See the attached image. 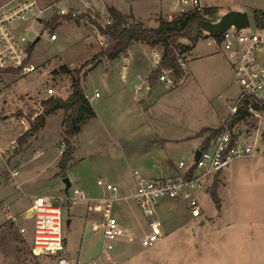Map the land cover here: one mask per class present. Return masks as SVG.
Wrapping results in <instances>:
<instances>
[{"label":"rangeland","instance_id":"1","mask_svg":"<svg viewBox=\"0 0 264 264\" xmlns=\"http://www.w3.org/2000/svg\"><path fill=\"white\" fill-rule=\"evenodd\" d=\"M146 2L162 13L173 11L168 0ZM204 4L219 10L211 20L217 19L227 9H243L252 20L251 11L254 8L264 9V0H206ZM53 9L38 13L35 8L26 20L20 21L25 36L32 43L31 61L40 69L27 81L18 74H0V122L5 120L8 125L3 130L0 128V140L5 142L0 147V264L54 263L57 256L35 255L31 250L30 202L40 194L63 196L73 187L89 195H99L102 189L96 184L97 178L119 186L117 176L111 172V165L126 168L121 155L122 150L130 145H124L121 139L120 124L123 120L128 122L127 116L135 118L139 114L135 120L131 119V125L124 122L123 128H132L136 120L144 121L140 110L145 108L151 114L153 124L161 123L167 130L176 125L177 129L181 127L180 132H186L187 127L191 129L199 122L215 121L216 114H227L225 101H232L239 93L234 75L223 67V54L217 47L206 43L203 32L194 43L192 53L178 54V62L184 63L188 70L180 83L166 86L157 80L155 91L148 98L142 94L147 84L142 79L143 92L135 90L137 101L132 100V94L121 90L108 98L110 88L117 90L122 86L119 73L116 68L105 72V66L98 64L102 59L91 62V58L106 47L99 43L103 35L92 21L96 19L103 24L104 19H97L93 11H85L83 13L87 12L88 16L79 20L61 19L54 23L50 15ZM142 12L145 14L146 9ZM155 19L152 20L156 24ZM149 20L145 25L152 27L154 23ZM51 32L55 33L56 39L49 38ZM36 37H39L37 41ZM178 41L190 44L185 37ZM150 51H144L143 66L138 69L143 78L148 75V69L152 68L151 74L155 68L152 56L156 53L160 57L161 48L156 46ZM61 62L71 69L72 75L56 71ZM73 67L78 70L77 73L72 71ZM181 68L184 72L182 65ZM73 76L78 77L88 94H94L95 88L100 93V97L92 101L99 118L85 119L80 131L70 138L72 161L64 172H60L57 162L64 147V112L57 109L47 114L46 118H50L45 121L43 99L47 98L46 89L49 87L55 93L48 97H68ZM12 92L17 93L19 100L11 97ZM7 94L11 98L7 99ZM15 105L25 113H16L13 110ZM22 115L31 118L40 116L42 125L17 151V138L29 127ZM21 119L26 124L25 129V124L19 121ZM261 119L264 120V113ZM102 121L105 130L100 125ZM259 121L257 116L248 115L231 126L248 138ZM118 136L120 139L117 140ZM138 138L136 143L142 141ZM176 154V161L179 156L187 164L193 160V152H189L188 148L181 152L179 148ZM14 169L18 173L13 179L10 171ZM160 172L156 162L146 165L147 176L163 175ZM64 178L70 183L67 188ZM213 190L217 191L218 203L210 195ZM195 197L203 213L199 218L190 215L186 201H160L158 216L165 235L148 247L139 244V238L148 231L147 221L136 204L129 200L131 211L125 204V210L116 211L126 239L114 242L110 261L100 256L102 236L90 228L86 205H64V253L72 264H264V151L233 159L208 178L203 187L195 191ZM5 210H9L15 219L6 218ZM200 218L205 221L203 226L199 224ZM67 219H71L68 225ZM20 227L25 228V233L19 231ZM127 238H132V241H127Z\"/></svg>","mask_w":264,"mask_h":264},{"label":"built area","instance_id":"2","mask_svg":"<svg viewBox=\"0 0 264 264\" xmlns=\"http://www.w3.org/2000/svg\"><path fill=\"white\" fill-rule=\"evenodd\" d=\"M204 1L206 0H176L178 13L189 9L202 12L206 7ZM35 8V0H7L0 4V69L16 71L24 81L40 69L31 61L29 48L32 43L29 42L24 34L25 29L20 25V21L26 20L28 14ZM41 12L39 10L38 13ZM83 12L80 8L55 4V13L61 16L75 18ZM170 18L171 15H168V19ZM104 23H110L108 15L104 16ZM204 36L208 45L217 47L223 54L239 87L236 97L232 101L225 102L228 116L221 131L206 148L198 149V157L196 159L193 157L190 164L179 161L178 167L182 171L174 175L145 177L135 170L134 186L128 193L123 194L116 184L97 178L96 184L102 189L99 195H89L73 187L70 192L60 197L48 194L34 196L28 207V216L30 214L32 217L31 250L35 255H54L57 258L53 264H72L63 249L62 206L79 203H84L87 212L97 216V219L91 222V229L102 236L100 256L104 260H112L116 240L126 239L120 219L116 216L117 207L122 202L132 200L146 219L148 231L139 238V244L142 247L151 246L164 235L158 216L160 201H186L190 215L199 218L202 210L195 197V191L202 188L208 178L233 159L253 156L264 151V120L261 119V114L264 113V23L256 25L250 17V24L246 28L236 29L231 25L222 33H218V36L206 32ZM49 38L54 40L55 33H50ZM99 43L107 45L104 35ZM153 58L157 64L159 55L153 53ZM180 65L185 70L184 63ZM62 66L61 62L60 69ZM183 73L179 78H175L170 69H163L157 80L166 86H174L181 82L186 71ZM136 90L141 91L142 86L138 85ZM95 95L97 96L98 93ZM5 96L7 99L12 97L19 100L17 93H13L11 97L9 94ZM242 101L248 115L260 118L254 133L248 138L226 122L232 119ZM13 110L16 113H25L18 105H15ZM19 121L23 122L22 119ZM6 122L5 120L0 122L2 130L8 126ZM4 145L5 142L0 140V147ZM17 173V169L10 171L13 179ZM5 215L8 219H15L9 210H5ZM19 231L25 233V228L20 227ZM127 241H132V238H127Z\"/></svg>","mask_w":264,"mask_h":264},{"label":"crops","instance_id":"3","mask_svg":"<svg viewBox=\"0 0 264 264\" xmlns=\"http://www.w3.org/2000/svg\"><path fill=\"white\" fill-rule=\"evenodd\" d=\"M6 1L7 0H0V4ZM35 1H36V9L38 12L39 10L43 12L50 8L51 9L54 8L52 13L50 14L52 18L56 14L55 4L56 5L61 4V6H66V7L80 8L84 12L93 11L94 13L98 14L100 17L106 16L108 7H115L123 14L132 13L134 17L139 19L144 25L148 23L147 21H150L149 19L152 20L155 17L157 19L159 16L166 18L168 17V15H173L178 12V5L176 4V0H168V4L171 5L173 11H169L167 13H162V11L154 7L153 4H148L146 0H35ZM144 8L146 9L145 14L142 12ZM218 11L219 10L217 9V12ZM156 25H157V20H156V24L154 23L152 27H155ZM150 49H153V47H149L147 44L140 41H132L129 45L128 51L125 54H121L114 59H102L101 62L98 63L105 66L104 68L105 72H108L109 70H113V68H116L115 70H117V72L119 73V78H120L119 80L120 82H122V86L120 88H117V90H112L111 88L108 90L109 92L108 98L111 97L112 93L115 94L119 90H121L124 91L125 93L128 92V94H132L133 95L132 100L137 101L135 98V90L138 85L142 86L141 83L142 79H145L147 84L144 87L145 92L142 93L143 92L142 90L141 93L148 98L152 96V94L155 91L154 87L157 83V80L153 85H150L148 82L149 72L152 68L148 69V75H145L144 78L141 77V75H139V71H138V69L142 68L143 66L144 51L145 50L150 51ZM193 50L194 49L191 48L188 52L192 53ZM223 59L225 61V65H223V67L225 69L228 68L227 70H230L232 72L224 56ZM184 67H185V71L188 72L185 65ZM137 81L140 82L137 83ZM195 83L197 82L195 81ZM82 87L84 89L83 85ZM146 87L148 88L146 89ZM84 92L87 98H89V102L95 111V116L92 119H98L99 112L96 106L92 103V101L95 99V97L99 98L100 93L96 90V88L94 89V94H88V92L85 91V89ZM95 93H98V95L96 96ZM123 99L120 100L122 101ZM140 112L143 115L144 121L137 122L138 120H136V122L132 124V128L130 129L123 128L122 125L130 123L131 119L135 120V118H137L139 115L137 114L136 115L137 117L135 118L134 117L130 118L129 116H127L126 119L128 122H125L126 120H123L122 123L120 124V128H122V132L120 134L122 135L121 139L124 141L125 143L124 145L127 144L130 145L128 148L122 150V155H121L123 157V161L125 162L126 168L116 167L115 164L111 165V172L115 176H117L118 182L120 183L118 184L119 185L118 187L120 188V191L123 194L128 193L134 186L133 172L135 170L145 177H157V176H147L146 165L149 163L156 162L158 164L159 171H161L160 173L163 174L160 176L174 175L182 171V169L178 167V162L185 161V159L182 158V156H179V158H177V161L175 160V155H177L176 154L177 150L180 148V152H181L185 148H188L189 152L190 151L193 152V157H194L195 151L199 149L203 138L206 136V133L201 134V130L205 128L218 127L221 123H223V121L227 118L228 115V113L223 116H219L218 114H216L215 121L210 120L209 122H199L197 125H194L193 128L191 129L187 127L186 132H180L179 130L181 129V127L177 129L176 125H174L172 128L167 130L166 128H163L161 123L153 124V121L150 117L151 114L148 113L145 110V108L141 109ZM49 118H46L45 121H48ZM100 125L104 130L106 129L103 121L100 122ZM129 125H131V123ZM123 131L125 132L124 134H122ZM136 137H139L138 139H141L142 141L136 143L137 140ZM116 139L118 140L120 139V137L118 136L116 137ZM188 142H191L192 144L191 143L188 144ZM183 144H186L185 145L186 147ZM133 161L134 163H131ZM124 204L125 206L127 205L128 209L131 211L130 204H128V201L120 203L116 211L121 212L122 210H125ZM88 215L90 217L89 219L91 225V222L95 221L97 219V216L91 213H88ZM199 224L203 226L205 224L204 219L200 218Z\"/></svg>","mask_w":264,"mask_h":264},{"label":"trees","instance_id":"4","mask_svg":"<svg viewBox=\"0 0 264 264\" xmlns=\"http://www.w3.org/2000/svg\"><path fill=\"white\" fill-rule=\"evenodd\" d=\"M251 13L253 23L256 25H263L264 9L254 8ZM216 14L217 8L215 6H206L203 8L202 12L196 9H189L172 15L170 19L159 16L156 19L157 25L155 27H147L139 19L135 18L132 13L123 14L115 7H108L106 15L109 16L110 23L102 24L96 19L92 21L99 32L106 37L107 45L91 58V62L101 59H114L121 54H125L132 41H140L147 44L149 47L158 46L161 48L159 61L148 76L150 85L156 82L158 75L163 69H170L172 75L175 78H179L183 70L178 62V54L189 51L203 34V31L198 28L197 22L200 19L215 17ZM82 16H88L87 12L75 18L55 14L52 19L54 23H56L61 19L79 20ZM95 16L97 19H104V17H100L96 13ZM216 36H218V34H216ZM182 37L187 38L190 44L185 45L180 43L178 39ZM31 49L32 44L29 51H31ZM56 71L72 73L71 69L66 64H63L62 69L58 66ZM77 72L78 70L76 69L75 73ZM1 73L16 74V71L0 69V74ZM72 85H70V92L66 98L53 96L48 99H43L42 112L45 114L43 116L44 120L47 114H52L57 109H63L64 112V131L62 136L64 147L57 162V167L60 172H64L72 161L73 147L70 138L80 131L81 124L85 119L95 116V111L87 99L78 77L73 76ZM244 101H242L232 119L226 121L230 126L233 122L248 116V113L244 109ZM22 116L25 118L29 127L17 138V151L22 144L26 143L28 137L36 132L38 126L42 125L40 116L34 118L26 115ZM224 123L225 121L216 128H205L201 130V134H207L201 142L200 149H204L209 145L210 141L221 131ZM210 195L215 203L219 202L217 191L213 190Z\"/></svg>","mask_w":264,"mask_h":264},{"label":"water","instance_id":"5","mask_svg":"<svg viewBox=\"0 0 264 264\" xmlns=\"http://www.w3.org/2000/svg\"><path fill=\"white\" fill-rule=\"evenodd\" d=\"M250 24V16L247 11L240 9H227L220 16L211 20L209 18L200 19L197 22V26L200 30L210 34H218L225 31L231 25H233L236 29L246 28ZM39 37H36L35 41H37ZM75 70V67L72 68V71ZM199 155V150L195 151L194 158L196 159ZM66 183V188L70 186V183L67 178H64ZM70 219L66 220V224L68 225Z\"/></svg>","mask_w":264,"mask_h":264},{"label":"bare ground","instance_id":"6","mask_svg":"<svg viewBox=\"0 0 264 264\" xmlns=\"http://www.w3.org/2000/svg\"><path fill=\"white\" fill-rule=\"evenodd\" d=\"M46 96L48 97L49 95H51V94H53V93H55V91L53 90V88H51V87H49V88H47L46 89ZM23 123V122H22Z\"/></svg>","mask_w":264,"mask_h":264}]
</instances>
